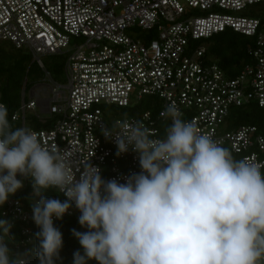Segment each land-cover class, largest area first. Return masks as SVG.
I'll list each match as a JSON object with an SVG mask.
<instances>
[{
	"label": "built area",
	"instance_id": "1",
	"mask_svg": "<svg viewBox=\"0 0 264 264\" xmlns=\"http://www.w3.org/2000/svg\"><path fill=\"white\" fill-rule=\"evenodd\" d=\"M263 2L0 0V42L27 49L42 72L32 84L24 81L20 104L8 113L9 121L36 131L50 150H71L69 164L74 171L89 160L105 180L124 183L141 171L138 155L130 149L117 156L114 140L106 139L101 127L119 131L121 125L140 120L154 133L152 138L161 139L171 124L162 113L175 103L182 119L195 122L236 159L264 165V121L261 126L227 127L233 107L254 102L264 111V13L236 14ZM225 30L246 35L253 57L235 77L227 76L217 63L205 61L206 44L194 45L197 39ZM64 54H68L65 80L60 81L42 58ZM146 96L158 98L161 107L138 115H116L113 120L102 107L135 106ZM0 103L8 109L1 81ZM17 178L24 187L27 178ZM22 188L0 205V219L12 226L21 223L25 243H30L33 212L17 197ZM66 214L81 213L73 202ZM26 251L14 253L23 264Z\"/></svg>",
	"mask_w": 264,
	"mask_h": 264
},
{
	"label": "clouds",
	"instance_id": "2",
	"mask_svg": "<svg viewBox=\"0 0 264 264\" xmlns=\"http://www.w3.org/2000/svg\"><path fill=\"white\" fill-rule=\"evenodd\" d=\"M162 115L171 124L161 139L140 120L119 131L101 127L117 156L130 149L138 155L141 171L120 183L105 180L89 160L74 171L71 150H50L36 131L14 129L0 103V205L23 187L18 175L31 178L40 264L59 258L63 238L53 217L62 219L73 202L88 229H72L83 248L74 264H264V165L236 159L182 119L175 103ZM50 188L67 199L44 197ZM11 227L0 219V264H23L4 243Z\"/></svg>",
	"mask_w": 264,
	"mask_h": 264
},
{
	"label": "trees",
	"instance_id": "3",
	"mask_svg": "<svg viewBox=\"0 0 264 264\" xmlns=\"http://www.w3.org/2000/svg\"><path fill=\"white\" fill-rule=\"evenodd\" d=\"M264 3V2H263ZM257 3V4H263ZM249 42L246 35L225 30L214 34L208 38H200L195 40L194 45L206 44L208 49L205 61L209 64L217 63L225 74L229 77H235L241 69L248 63L253 62V57L249 52L247 43ZM47 65V64H46ZM47 68H51L47 65ZM39 66L36 61H33L32 54L23 48H15L7 41L0 42V81L3 83L4 100L8 105V113H12L20 104L21 90L24 81L32 84L39 76ZM126 108V107H124ZM132 115H138L140 112L148 109L143 108L142 103L137 107H131ZM9 119V117H8ZM264 121V111L254 102L244 106H236L231 109V116L228 120V129L236 128L241 124H254L261 126ZM12 127L18 128L19 124L9 121ZM42 195L46 198L55 197L62 202L66 200L59 192L50 188L44 190ZM17 197L22 200L24 207L32 211V200L39 199L33 196L31 178H27L25 186L18 193ZM2 207L0 206V218ZM78 215H64L62 219H56L54 226L62 232L63 246L59 252V258H54L55 264H74V253L79 250L83 254V248L76 238L72 229L79 232H86L87 229L81 226L78 220ZM32 241L25 243V236L22 235L21 223H15L10 229V232L4 236V241L10 249L11 256L18 251H27L24 253L26 264H40L37 252L39 241L36 238V233L40 231L39 227L31 220ZM2 235L3 232L0 231ZM18 246H22L18 248ZM87 264H98L95 259L88 260Z\"/></svg>",
	"mask_w": 264,
	"mask_h": 264
},
{
	"label": "rangeland",
	"instance_id": "4",
	"mask_svg": "<svg viewBox=\"0 0 264 264\" xmlns=\"http://www.w3.org/2000/svg\"><path fill=\"white\" fill-rule=\"evenodd\" d=\"M263 13H264V3L263 4H257L256 3L254 5H249L247 10H244L242 12H237L236 14H238V15H249V16H259V15H263ZM67 56H68V54H64L63 56L46 55L42 58L43 62L45 63V66L47 67V65H48L51 67V68H47V69H49L51 71L53 77L60 80V81L65 80L64 64H65V61L67 59ZM37 74H38L37 76H39V77L42 75V72L40 69H39V72H37ZM134 102L135 101H133L132 103H134ZM141 103H142L143 108L152 109L153 111H156L161 107V101L158 98L151 97V96H146L142 102H140L139 104H137L135 106H131V107H137ZM102 107L105 108L104 111H105V114L107 115V118L110 117L111 120L115 119L116 115H123V116L132 115L131 114L132 109L130 106L126 107V108H122V107L120 108V107H117L116 105L108 106L111 109H108L105 106H102ZM112 109L115 111V115H114Z\"/></svg>",
	"mask_w": 264,
	"mask_h": 264
},
{
	"label": "water",
	"instance_id": "5",
	"mask_svg": "<svg viewBox=\"0 0 264 264\" xmlns=\"http://www.w3.org/2000/svg\"><path fill=\"white\" fill-rule=\"evenodd\" d=\"M0 235H2L1 232H0ZM4 243H5V241H4ZM5 244H6V243H5Z\"/></svg>",
	"mask_w": 264,
	"mask_h": 264
}]
</instances>
